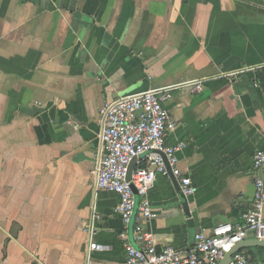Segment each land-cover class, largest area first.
<instances>
[{"label":"crops","instance_id":"obj_1","mask_svg":"<svg viewBox=\"0 0 264 264\" xmlns=\"http://www.w3.org/2000/svg\"><path fill=\"white\" fill-rule=\"evenodd\" d=\"M164 87L194 194L159 176L152 216L126 223L121 195L94 189L101 112ZM261 151L264 0H0V264H86L93 241L94 263L127 264L142 229L189 251L245 223ZM243 251L264 264L263 246Z\"/></svg>","mask_w":264,"mask_h":264},{"label":"built area","instance_id":"obj_2","mask_svg":"<svg viewBox=\"0 0 264 264\" xmlns=\"http://www.w3.org/2000/svg\"><path fill=\"white\" fill-rule=\"evenodd\" d=\"M207 81L197 80L183 86L201 91ZM177 88L150 89L106 101L103 105L93 170L94 189L97 194L108 190L121 195L117 212L126 223L136 213L138 221L152 216L149 192L159 176L173 177L187 196L194 194L192 178L179 167L180 154L188 143L183 139H170L177 123L164 107L170 93ZM135 158L137 162L128 180L130 165ZM263 164L264 152L261 151L255 154L254 171L257 172ZM254 183L255 195L251 207L243 214V225L221 223L211 234L197 232L194 246L189 251L171 245L159 248L153 233L142 229L136 236L135 245L128 244L127 264H218L236 243L250 237L264 239V180L255 174ZM133 186L140 195L136 213ZM98 216L94 210L89 227L92 240ZM96 248L97 243L90 242L86 264H96L92 261V252ZM230 264L255 263L240 250L232 255Z\"/></svg>","mask_w":264,"mask_h":264},{"label":"water","instance_id":"obj_3","mask_svg":"<svg viewBox=\"0 0 264 264\" xmlns=\"http://www.w3.org/2000/svg\"><path fill=\"white\" fill-rule=\"evenodd\" d=\"M137 159L135 158L131 165H130V169H129V173H128V180L131 177V174L135 168ZM133 190L135 192V210L134 212L136 213L138 210V206H139V201H140V195L137 191V189L133 186ZM184 201V205H185V209L187 211V213L189 212L188 206H187V202L186 199L183 198ZM249 246H263L264 247V239H258V238H248L245 239L241 242L236 243L235 245H233V247L226 253V255L223 257V259L218 263V264H230L232 261V255L240 250H243L246 247Z\"/></svg>","mask_w":264,"mask_h":264}]
</instances>
